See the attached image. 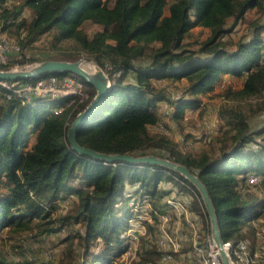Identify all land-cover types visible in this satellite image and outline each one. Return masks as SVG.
Instances as JSON below:
<instances>
[{
    "label": "trees",
    "instance_id": "16d2710c",
    "mask_svg": "<svg viewBox=\"0 0 264 264\" xmlns=\"http://www.w3.org/2000/svg\"><path fill=\"white\" fill-rule=\"evenodd\" d=\"M10 1L0 0L2 31L15 27L23 48L57 28L58 39H75L110 76V92L77 131L80 144L100 152L155 154L186 164L210 192L224 241L237 245L247 242V235L257 236L258 229L250 222L264 217V201L248 198L244 187L245 182L253 185L248 182L251 173L261 176L264 185V137L257 140L264 134V124L250 132L248 124L238 123L234 145L214 157L185 154L176 141L151 133L149 126L161 122L160 103L172 107L170 118L175 122L185 117L187 108L202 107V96L226 75L244 81L242 93L264 94V21H256L252 37L239 41L235 50L222 42L249 9L262 7V0H19L13 6ZM86 22L100 26L93 36L83 29ZM197 26L211 34L192 49L187 37ZM84 81L89 97L69 106L64 97L24 103L8 97L10 92L0 84V232L7 226L24 230L35 219L57 223L53 218L57 207L77 198V210L46 231L70 221L82 224L87 257L59 264H117L114 260L129 246L130 220L141 216L132 212L130 201L137 202L139 210L146 207L158 224L161 214L174 212L168 200H181L183 195L192 210L209 219L199 191L180 173L162 165L106 162L72 148L68 128L96 94ZM169 83L178 84L176 96ZM251 142L256 146L247 149ZM141 222L147 232L140 241L151 239L152 220ZM157 243L142 245L131 264H172L181 254V244L174 252L171 244L163 249ZM166 253L173 255L172 261L163 259ZM151 255L155 257L148 258ZM0 264L22 263L3 258Z\"/></svg>",
    "mask_w": 264,
    "mask_h": 264
},
{
    "label": "rangeland",
    "instance_id": "374dc122",
    "mask_svg": "<svg viewBox=\"0 0 264 264\" xmlns=\"http://www.w3.org/2000/svg\"><path fill=\"white\" fill-rule=\"evenodd\" d=\"M10 1V0H9ZM19 0H11V4L17 5ZM262 7H254L248 10L246 17L237 25V27L230 34H226L222 38L223 44L229 50H235L239 41L247 42L253 35L256 21H264V0ZM25 15L28 18L31 16L30 8H26ZM3 20L0 18V32L11 39H17L15 34V27L11 31H2ZM100 26L92 22L83 24V29L89 36L99 30ZM60 30L55 28L50 32L44 33L40 36L38 41L21 47V52L24 51L27 64L12 66L13 68H20L28 66L37 61L31 62V58L46 59L49 55L61 59H81L85 57L93 58V56L81 49L79 42L73 38L58 39ZM211 31L208 28L197 26L193 28L187 37V41L192 49H198L200 43L210 37ZM18 52L14 56L22 57V53ZM206 55V53H202ZM94 59V58H93ZM94 65L95 63L91 61ZM89 63V62H86ZM85 63V64H86ZM96 67V65H95ZM177 83H169L168 87L174 89L173 96L177 95ZM244 81L240 77L231 75L223 76L217 81L213 88L208 90L202 97L204 105L197 109L187 108L185 117L179 122H175L170 118L172 107L166 103H160V113L162 115L161 122L157 125L149 126V130L153 134H165L176 141L185 154L201 155L209 154L211 157L219 155L223 149H227L234 145L235 127L238 123L244 121L249 125L250 132L256 131L264 124V94L249 95L242 93ZM96 91L92 87L91 91ZM254 137V136H253ZM264 134L258 135L257 140H261ZM33 141V140H32ZM247 149H252L256 146L253 142L248 144ZM255 171V170H250ZM165 185L170 186V183ZM245 190L248 198L259 199L264 201V185L262 182L253 185H247L245 182ZM71 199L62 201V206L57 207L53 214V218L58 221L51 223L47 220H33L29 226L24 230H10V227H5L0 232V260L6 259L12 263L22 264H59L61 262H75L77 260L84 261L85 247L82 243L83 226L75 221H70L64 227L58 230H47V228L60 226L59 223L65 215H71L77 210L78 199ZM172 201H178V207H174V212L171 210V219L165 224L156 223L152 219V234L151 239H139L133 246L135 251L131 254L123 253L121 257L116 260L117 264H131L137 258L140 247L148 246L147 244L157 243L160 245V239L164 234V229L167 230L171 238L176 239L182 245L181 254L177 255V260L172 264H206L204 257H207L209 251L204 250V256L198 253V250H191V241H197V244L203 246L204 242L208 241L211 232V224L207 215L199 213L193 214L194 210L190 208L189 203L184 200H177L171 198ZM201 202V200H199ZM135 201H130L129 204ZM203 202H201L202 204ZM131 206V205H130ZM179 208V210H178ZM140 205L132 212L138 213L141 216L132 217L131 223L140 225L141 219L145 217L146 207L142 210ZM52 218V219H53ZM58 219V220H57ZM189 220V222H188ZM254 224L258 233L257 236L251 237L247 235L244 241L249 242L252 248L256 247L259 254L256 263H264V217L258 222L251 221ZM143 224V223H141ZM139 228L147 232V228L141 225ZM179 228V233L176 234V229ZM194 231V234H193ZM142 234V235H144ZM187 241H184L186 240ZM21 240V241H20ZM19 241V242H18ZM153 241V242H152ZM192 242V243H193ZM16 243L19 247H15ZM205 247V246H203ZM172 248V247H170ZM97 249H94L96 251ZM147 257V255L145 256ZM155 256L151 255L148 258L153 259ZM162 263V261H160ZM171 264V263H170Z\"/></svg>",
    "mask_w": 264,
    "mask_h": 264
},
{
    "label": "water",
    "instance_id": "95a60500",
    "mask_svg": "<svg viewBox=\"0 0 264 264\" xmlns=\"http://www.w3.org/2000/svg\"><path fill=\"white\" fill-rule=\"evenodd\" d=\"M91 61H93L96 65V67L93 69H88L83 66L84 62ZM56 72L72 73L83 80H86L96 89V94L92 100L85 107V109L76 116L68 128L67 136L72 148L80 154L89 155L93 158L101 159L106 162H127L133 165L142 163L150 165H162L183 175L199 191L204 207L210 219L212 236L217 250L220 253L222 264H234L229 249L222 237L217 213L210 192L199 175L194 173L186 164L155 154L133 155L130 153L100 152L79 143L77 139V131L81 125L92 115V113L101 105L105 96L110 92L112 87L109 74L99 66L95 59L90 57L81 59L52 58L40 60L20 68H0V80L30 81L54 74Z\"/></svg>",
    "mask_w": 264,
    "mask_h": 264
},
{
    "label": "built area",
    "instance_id": "2783aa9c",
    "mask_svg": "<svg viewBox=\"0 0 264 264\" xmlns=\"http://www.w3.org/2000/svg\"><path fill=\"white\" fill-rule=\"evenodd\" d=\"M21 47L22 46L16 39L11 40L7 38L4 33L0 32V64L10 65L16 61L24 60L26 55L24 51L21 52ZM18 52L22 53V57H18L17 55L14 56ZM13 66H19V64L16 63L13 64ZM0 84L10 92L8 97H16L24 103L31 102L35 98L64 97L67 98L65 103L66 106L73 105L74 103H76V105L81 104L89 97L90 90L89 85L82 78L73 74H66L64 76L50 74L48 76L40 77L30 81L0 80ZM62 109L63 107L58 108L57 112L62 111ZM248 182L251 184H258L259 182H262V177L251 173L248 175ZM168 201L176 207H178V204H180L178 201H172V199H169ZM130 205L132 210L134 208L137 211V208L139 207L137 202H132ZM160 218L165 224L166 222L170 221L171 212L168 211L164 214H161ZM142 219H148L150 221L152 220L149 211H145V217ZM141 223V227L145 226ZM139 226L136 225L135 222L128 229L126 236L129 240V246L124 253L127 252V254H131L135 251L133 248L135 245L134 243L139 241L140 235L144 234V231H142ZM177 233H179V228L176 229V234ZM262 241L264 242V239H262ZM169 244H171L174 252L179 251L180 242L177 240V238H171L167 230L164 229V234L160 239V245L163 249H166ZM225 244L229 249L234 264H257V260L255 259H257L260 253H258L256 250L253 252L252 247L247 242H239L237 245H233L231 241H226ZM193 247L194 249L198 250V253L201 256H204V250L209 251L207 257H204L206 264H222L220 253L217 250L215 241L211 234L207 241V247L200 246L197 244L196 240L193 242ZM163 259L165 261H172L173 255L166 253Z\"/></svg>",
    "mask_w": 264,
    "mask_h": 264
},
{
    "label": "bare ground",
    "instance_id": "6f19581e",
    "mask_svg": "<svg viewBox=\"0 0 264 264\" xmlns=\"http://www.w3.org/2000/svg\"><path fill=\"white\" fill-rule=\"evenodd\" d=\"M84 62L83 66H85L88 69H93L95 67V65L92 62L86 63Z\"/></svg>",
    "mask_w": 264,
    "mask_h": 264
},
{
    "label": "crops",
    "instance_id": "0c3cea01",
    "mask_svg": "<svg viewBox=\"0 0 264 264\" xmlns=\"http://www.w3.org/2000/svg\"><path fill=\"white\" fill-rule=\"evenodd\" d=\"M180 196V198H183V195L181 196V195H179ZM193 211V210H192ZM194 213L193 214H195V210L193 211Z\"/></svg>",
    "mask_w": 264,
    "mask_h": 264
}]
</instances>
